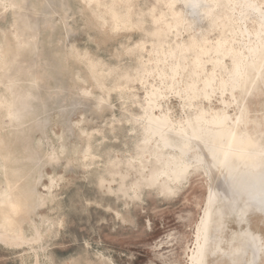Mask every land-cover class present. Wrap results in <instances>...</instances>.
I'll list each match as a JSON object with an SVG mask.
<instances>
[{"label":"rangeland","instance_id":"rangeland-1","mask_svg":"<svg viewBox=\"0 0 264 264\" xmlns=\"http://www.w3.org/2000/svg\"><path fill=\"white\" fill-rule=\"evenodd\" d=\"M34 1L36 10L42 13L40 25L34 33L32 56L38 59L36 69L24 72L21 63L11 65L14 58L11 53H0V219L8 218L11 224L22 228L25 233L19 234L15 240L0 236V264H103L102 260L112 264H188L196 224L209 187V178L203 171L191 174L187 185L173 194L161 193L156 187H145L138 200L118 193V184L109 174L105 177V184L102 186L100 183L108 165L106 162L114 158L135 157V136L130 131L135 128L136 134L142 135V127L146 126L147 120L143 115L144 107L154 89L160 88L165 96L170 97L171 115L175 122L180 117L186 119L191 116V110H182L181 100L169 87L172 84L171 63L180 57L172 60L169 49L165 48L167 61L161 62L157 68L154 58L163 54L158 55L151 45L156 39L148 37L141 29L118 32L113 28L108 11L99 8L98 12H103L101 15L107 21L100 23L92 16L99 6L93 4V0H67L64 7L51 8L47 13L41 4L43 0ZM16 3L7 11L8 15L22 12ZM134 4L136 10L142 9L137 11L138 18L143 19L147 30L154 27L148 10L154 5L153 8L158 10L157 16L159 11L167 10L165 2L156 4V0H136ZM249 25L254 27L251 22ZM6 27L0 22V49L7 45ZM68 28L70 30L67 31ZM158 28L164 32L167 25L162 24ZM74 30L76 34L72 33ZM12 33L13 41H20L17 42L19 46L20 43L22 46L28 44L18 29L14 28ZM194 33L197 32L192 31ZM187 35H179L178 41L188 40ZM219 35L220 32H215L209 35V39L216 41ZM144 38L151 41L145 43L144 51L137 56L142 60L151 58V64L145 74H139L136 71L142 67L130 56ZM228 39V50L231 47L242 48L244 38L241 34L230 33ZM245 40L249 42V38ZM22 46L20 52L23 51ZM94 56L95 60H92ZM99 59L109 69L114 67L113 70L119 74L132 70L133 78L119 79L116 74L110 78L108 75L101 86L95 81L99 76L98 70L102 71ZM193 62L194 56L183 61L186 78L178 76L180 82L175 84V89L181 90L184 98L187 97V81H192ZM226 62L231 68V59L226 58ZM92 64L100 67L94 68ZM207 67L211 71L213 63L208 62ZM162 69L167 76L160 75ZM111 79L114 82L120 80V91H111ZM218 82L214 84L216 88ZM13 83L17 89L33 96L31 103L34 108L22 112L20 104L13 103L11 97L14 94L9 92L12 89L17 94ZM198 86L199 89L203 87L202 83ZM260 87L258 97L254 96L248 102L252 116L248 127L251 130L257 127V119L264 129V85ZM204 100L198 98L195 104L199 106L203 101L202 104L210 107L212 103L217 110L231 108L235 119L239 115L230 91L225 98L226 105L222 103L219 91L211 102ZM69 103L71 108L67 107ZM162 104L166 110L165 99H162ZM155 111L156 114L161 113L159 109ZM89 145L93 147L91 152L87 150ZM92 154H97V157ZM147 158L151 155L147 154ZM121 173H126L124 167ZM131 175L134 176V172ZM29 196L45 198L46 205L34 210L27 204ZM126 208H130V213ZM30 211L42 231L43 240L36 243V250L27 242V235L34 236L35 229L15 220ZM249 220L255 224L263 223L264 215L255 213L249 215ZM254 227L264 235V225Z\"/></svg>","mask_w":264,"mask_h":264},{"label":"bare ground","instance_id":"bare-ground-1","mask_svg":"<svg viewBox=\"0 0 264 264\" xmlns=\"http://www.w3.org/2000/svg\"><path fill=\"white\" fill-rule=\"evenodd\" d=\"M135 1L93 0V4L96 3L99 6L97 5L98 9H94L92 16L100 23H106V19L101 15L103 12L98 11L99 8L107 10L113 21V28L118 32L129 33L141 29L148 34V37L149 35L151 38L154 37L156 41L152 40V47L157 50L158 55L163 54L164 56V58L163 56L154 58L157 68H160L161 62L167 61L168 54L165 53V48L169 49V57L172 60L180 57V60L171 63L172 84H169V87L181 100L182 110L185 111L187 108L192 114L186 119L180 117L175 122L171 115L170 97L165 96L160 88L154 89L155 91L149 94V103L144 107L143 115L147 117V120L145 121L146 126L142 127V135H137L135 128L130 131L135 136V157L114 158L106 162L108 165H106L104 174L101 178L98 177L100 183L103 186L106 181L105 177L109 174L112 181L118 184V193L122 192L124 197L138 200L145 187H156L161 190H159L161 193L167 191L173 194L187 183L191 174L203 171L209 178V187L196 224L194 245L190 247L188 264H210L211 260L213 264L215 261H224L225 258H228L229 264H264L263 232L252 226L249 220V215L255 213L264 215V129H261V122L258 119L255 121L257 125L255 129L251 130L248 127L252 117H250L248 107L249 99L257 96L261 89L260 86L264 85V0H159L165 2L167 10L159 11V16L156 15L158 10L153 8L154 5L148 10L150 12L147 13L151 19L153 18L152 26L154 27L150 28L152 30L145 29V22L140 17L138 18L142 9L136 10ZM16 2L22 12L11 14L14 19H11V26L6 27L5 30L7 45L0 49V53H11L14 56L11 65L21 63L24 72H29L36 69L38 65V59L32 56L35 50L33 47L35 35L30 31L24 32V25L21 24L26 21L23 17L29 14L34 15L38 11L34 0H0L1 23L8 21L7 11L13 8ZM158 2L156 0V4ZM67 3V0H43L41 4L47 13L51 8L64 7ZM178 4L180 6L182 4L181 8L177 7ZM16 17H18L17 20ZM14 21H20L22 30L20 34L22 33L28 40L25 46L20 43L23 47L22 52L17 43L20 41L12 39ZM250 22L254 24L253 28L250 27ZM162 24L167 25L164 32L158 28ZM192 31L197 33L192 34ZM215 32H220L218 39L210 40L209 35ZM72 33L76 34V30ZM185 33H188V40L184 39L183 42H179L178 36ZM230 33L243 36L242 48L227 49ZM19 38L18 36L17 40ZM246 38H249V42H246ZM148 41L145 39L142 44L135 46L130 56L132 60L140 63L142 69L136 71L139 74H145L151 64V58L142 60L137 56L144 51L145 43ZM120 43L123 46L122 42ZM190 56H194L195 67L191 73L192 81H187V97L184 98L181 90L175 89V84L180 82L178 76L182 79L186 78L183 61L189 59ZM226 58L231 59V68ZM92 60H95V56ZM92 60L91 62H94ZM98 61L100 66L102 65V71L98 70L99 76L95 77L97 79L95 81L101 86L105 84V78L108 79V75L110 78L115 74L119 76V79L121 77L127 80L133 78L132 70L130 72L125 70L124 74H119L117 70H113L114 67L111 68L112 70L106 67L103 60ZM208 62L213 63L211 71L207 67ZM181 69H184L183 73ZM224 73L227 78L224 77ZM160 75L167 76V73L162 69ZM219 76H221V81H219ZM119 81H112L111 91L112 89L120 91ZM217 82L218 87L216 88L214 84ZM200 83L203 85L202 89H199ZM13 86L16 88L15 83ZM218 91L225 105L227 104L225 100L227 92L230 91L235 106L239 110L236 119L231 108L217 110L212 103L210 107H207L202 104L203 101L199 106L195 104V100L201 97L211 102V98ZM9 92L14 94L11 99L14 100L13 103L20 104L19 110H23L22 112L34 108L31 103L33 96L29 92L17 88V94L12 89ZM162 99L167 102L166 110H163ZM68 106L71 108V104ZM156 109L161 110V113L156 114ZM87 150L91 152L92 145H89ZM147 154H150L151 158H147ZM122 167L126 171L124 174L121 173ZM131 172H134V176ZM1 203L0 198V205ZM27 204L36 210L46 205V199L29 196ZM129 210L127 209L128 212ZM31 214L30 211L28 215L23 214L15 220L25 222L35 229V235L32 237L27 235V238L30 239L29 243L32 248L36 250L34 244L42 242L43 238L42 231L37 227L36 219ZM233 220L238 226L232 229ZM19 234H25L22 228L11 224L8 218L0 219V236L15 240ZM102 261L103 264H112L105 260Z\"/></svg>","mask_w":264,"mask_h":264},{"label":"crops","instance_id":"crops-1","mask_svg":"<svg viewBox=\"0 0 264 264\" xmlns=\"http://www.w3.org/2000/svg\"><path fill=\"white\" fill-rule=\"evenodd\" d=\"M41 16L42 15H39V14H34V15H31V14H29V15H27V16H25V17H23V19H25L26 21L25 22H23L22 24L20 23V21H18V22H15V24L13 25V27L14 28H16V29H18L19 31V34H20V31H22L21 30V27H20V24L21 25H24V27H23V31L25 32V31H30V32H32V33H35L36 32V29H37V27H39V25H40V22H41ZM17 18L18 17H16V20H17ZM7 19H8V21H6V22H4L3 24L4 25H6L7 27H10L11 26V19H14L13 17H11V15H8L7 16ZM14 22H12V23H14ZM187 185V184H186ZM185 185V186H186ZM256 222H254V221H252L251 222V224H252V226H255V225H264V222L263 223H257V224H255ZM29 225V224H28ZM231 226L232 227H237L238 226V224H237V222L235 221V220H233L232 221V223H231ZM29 238H27V242L29 243ZM30 244V243H29ZM30 246H32L31 244H30ZM34 247L36 248V243L34 244ZM33 249V248H32ZM35 250V249H34ZM228 259V258H227ZM227 259L225 258L224 259V261H222V260H220V261H215V262H213V264H229V262H227ZM226 260V261H225Z\"/></svg>","mask_w":264,"mask_h":264}]
</instances>
